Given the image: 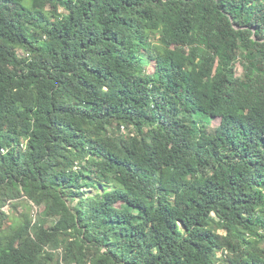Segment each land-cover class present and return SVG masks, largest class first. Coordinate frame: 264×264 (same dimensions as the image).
<instances>
[{"label": "trees", "instance_id": "trees-1", "mask_svg": "<svg viewBox=\"0 0 264 264\" xmlns=\"http://www.w3.org/2000/svg\"><path fill=\"white\" fill-rule=\"evenodd\" d=\"M0 264H264V0H0Z\"/></svg>", "mask_w": 264, "mask_h": 264}, {"label": "rangeland", "instance_id": "rangeland-1", "mask_svg": "<svg viewBox=\"0 0 264 264\" xmlns=\"http://www.w3.org/2000/svg\"><path fill=\"white\" fill-rule=\"evenodd\" d=\"M19 56L20 57H28V54L25 51L20 50L19 51ZM237 70H238L237 71L238 75H241L243 73L242 67L240 65H238ZM203 121L205 122V124L207 126H210V130H213V131H216V130H218L219 128H221L223 126V119H221V118L208 119V118H204L203 117ZM94 193H96V191L89 192V194H94ZM76 203H77V200L74 203H70V205L73 206ZM6 210L11 215L12 219H14V214L12 213V210L9 207H7ZM34 212L35 213L38 212L37 207H35Z\"/></svg>", "mask_w": 264, "mask_h": 264}]
</instances>
